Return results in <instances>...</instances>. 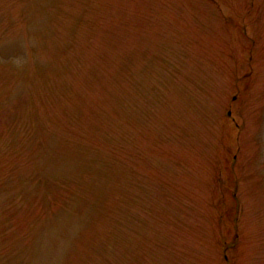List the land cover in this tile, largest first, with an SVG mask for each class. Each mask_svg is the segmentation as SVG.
Wrapping results in <instances>:
<instances>
[{"label": "rangeland", "instance_id": "374dc122", "mask_svg": "<svg viewBox=\"0 0 264 264\" xmlns=\"http://www.w3.org/2000/svg\"><path fill=\"white\" fill-rule=\"evenodd\" d=\"M0 264H264V0H0Z\"/></svg>", "mask_w": 264, "mask_h": 264}]
</instances>
